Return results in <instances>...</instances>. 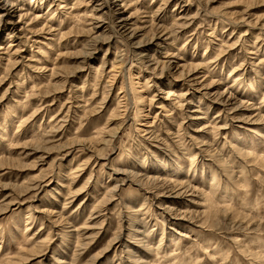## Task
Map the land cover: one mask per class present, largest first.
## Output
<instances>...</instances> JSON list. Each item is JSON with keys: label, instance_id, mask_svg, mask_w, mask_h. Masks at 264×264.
Segmentation results:
<instances>
[{"label": "rangeland", "instance_id": "1", "mask_svg": "<svg viewBox=\"0 0 264 264\" xmlns=\"http://www.w3.org/2000/svg\"><path fill=\"white\" fill-rule=\"evenodd\" d=\"M0 15V264H264V0Z\"/></svg>", "mask_w": 264, "mask_h": 264}, {"label": "bare ground", "instance_id": "2", "mask_svg": "<svg viewBox=\"0 0 264 264\" xmlns=\"http://www.w3.org/2000/svg\"><path fill=\"white\" fill-rule=\"evenodd\" d=\"M64 6V5H63ZM62 6H60V8H61ZM4 15V14H3ZM3 15H0L1 17L3 16ZM113 39V38H112ZM111 38L109 39V41H111L112 40ZM133 50H136V49H133ZM163 67H164V65H163ZM163 67H162V69L161 70H163ZM199 119V118H198ZM108 141V140H107ZM107 141H105V142H107ZM78 165H80V164H78ZM83 165V164H82ZM81 165V166H82ZM133 165V164H132ZM83 167H84V165H83ZM82 167V168H83ZM76 169H79V167L77 166L76 167ZM165 169V167H163L162 168V170L163 171H166V170H164ZM80 170H81V168H80ZM117 173L118 174H125L126 173V175H128V177L130 178V180L131 181H133V182H135L136 184H139L138 183V181L140 182V184L139 185H141V186H150L151 187V189H155V191H156V189L157 188H164V187H167V188H172V190L174 189V187H179V188H181V187H183L184 186V184H185V182H182V180L181 181H178V180H173V179H177V177H173V175L172 174H167L169 177H172V179H164V180H159V176H154V175H152L151 177H148L147 176V173H145V174H139V173H135V172H133V171H128L127 170V168L126 167H122V168H118L117 169ZM91 176V175H90ZM154 176V177H153ZM141 177H144V178H141ZM37 180V179H36ZM39 180V179H38ZM34 182V181H33ZM136 186V185H135ZM169 186V187H168ZM185 188H188V186H184ZM116 188H117V186L115 185V187H113V188H111V189H108V193H111V192H114V191H116ZM143 188V187H142ZM164 190V189H163ZM168 190V189H167ZM108 196H110V195H108ZM155 196H156V194H155ZM108 198H110V197H108ZM65 199H67V198H65ZM146 200V199H145ZM145 204V203H144ZM6 206V205H5ZM2 210V209H1ZM130 211V213H131V216H133V218H135L137 215H138V213H139V209H138V212L137 211H134V210H132V209H130L129 210ZM217 215V212H213V213H211L210 215H208V217L206 218V219H204V223H205V225L207 224V221L206 220H209L208 221V223H211V222H213V218L215 217ZM134 224H135V222H133ZM117 238V236L116 237H114L113 239H116ZM93 239V238H92ZM77 240H78V238H77ZM78 243H77V245L78 246H81V245H85L86 244V242L85 243H83L82 241L80 242V241H77ZM72 243V242H71ZM70 243V244H71ZM69 244V243H68ZM146 247L148 248V244H146ZM32 254H35V253H32ZM75 258V257H74ZM76 259V258H75ZM137 262V261H136ZM19 263V262H18ZM8 264H17V262H13V263H8Z\"/></svg>", "mask_w": 264, "mask_h": 264}]
</instances>
